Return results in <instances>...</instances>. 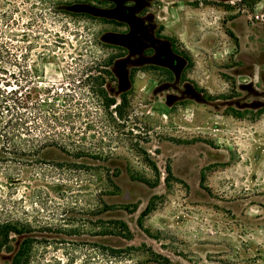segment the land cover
I'll return each mask as SVG.
<instances>
[{"label": "rangeland", "instance_id": "374dc122", "mask_svg": "<svg viewBox=\"0 0 264 264\" xmlns=\"http://www.w3.org/2000/svg\"><path fill=\"white\" fill-rule=\"evenodd\" d=\"M152 1L183 79L130 78L132 56L104 75L120 48L100 15L0 0L37 71L23 125L0 118V264L20 244L27 264H264V113L228 105L232 56L264 49V0Z\"/></svg>", "mask_w": 264, "mask_h": 264}, {"label": "flooded vegetation", "instance_id": "af4514ba", "mask_svg": "<svg viewBox=\"0 0 264 264\" xmlns=\"http://www.w3.org/2000/svg\"><path fill=\"white\" fill-rule=\"evenodd\" d=\"M69 2L64 5V10L90 17H93V14L100 15L99 19L110 27L107 33L114 34L112 39L120 48V54L114 58L112 65L119 64L120 67L127 65L130 62L128 57L132 56L133 65L127 70L128 77L133 76L134 79L140 71L167 78L166 82L185 77L189 59L172 40L162 35L163 31L156 21L159 12L151 7L154 5L152 0H69ZM245 51L246 54L232 56L230 61L229 68L233 80L236 78L240 83H234L235 88L228 99L230 102L228 105H236L238 110L263 114L264 49L259 51L248 45ZM142 64L143 66H139ZM237 87L241 89L242 97L234 93ZM201 93L199 90L189 91V95L194 98L201 96Z\"/></svg>", "mask_w": 264, "mask_h": 264}, {"label": "trees", "instance_id": "16d2710c", "mask_svg": "<svg viewBox=\"0 0 264 264\" xmlns=\"http://www.w3.org/2000/svg\"><path fill=\"white\" fill-rule=\"evenodd\" d=\"M7 25V17L4 13L0 14V118L3 114L8 115L9 119L6 120L5 125L9 127H21L24 121H22V112L21 109L25 108V103L20 98L19 93L22 86V82L25 84L32 83V79L37 76V71L34 69L33 74L32 70H26L23 66L22 61L25 59V54L22 53L21 46L19 42L21 39L17 34H10L7 30H2L1 25ZM115 57L109 56L106 59H103V66L107 69H104L103 74L110 76L109 66L112 65ZM100 81L103 82L104 77H99ZM15 86V87H13ZM99 93L104 97L105 103L104 108H109L111 105L115 104V99H106L105 91L100 90ZM29 99H36V95L28 96ZM33 110H36V105L33 104L31 107ZM114 113L120 114V105L114 106ZM56 119V117H53ZM47 119V118H46ZM5 140L8 138L6 135H1ZM49 137H44V140H48ZM53 142V141H51ZM53 145L46 141L43 143V146ZM15 231V230H14ZM3 236V235H2ZM0 233V238L2 237ZM7 237V233H4V240ZM25 241V240H24ZM23 241V242H24ZM5 243L0 239V247ZM22 244H20L18 250L12 258V264H27V260L22 255Z\"/></svg>", "mask_w": 264, "mask_h": 264}]
</instances>
